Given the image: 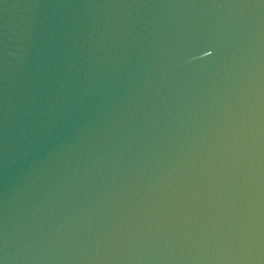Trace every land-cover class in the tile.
I'll use <instances>...</instances> for the list:
<instances>
[{
    "label": "water",
    "instance_id": "95a60500",
    "mask_svg": "<svg viewBox=\"0 0 264 264\" xmlns=\"http://www.w3.org/2000/svg\"><path fill=\"white\" fill-rule=\"evenodd\" d=\"M0 264H264V0H0Z\"/></svg>",
    "mask_w": 264,
    "mask_h": 264
}]
</instances>
